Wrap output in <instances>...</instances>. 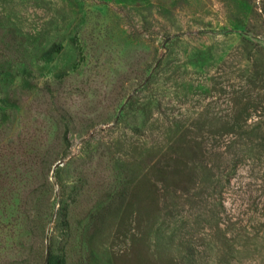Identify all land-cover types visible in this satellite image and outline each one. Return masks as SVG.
Returning <instances> with one entry per match:
<instances>
[{"label":"rangeland","instance_id":"1","mask_svg":"<svg viewBox=\"0 0 264 264\" xmlns=\"http://www.w3.org/2000/svg\"><path fill=\"white\" fill-rule=\"evenodd\" d=\"M46 250L264 264V0H0V264Z\"/></svg>","mask_w":264,"mask_h":264},{"label":"trees","instance_id":"2","mask_svg":"<svg viewBox=\"0 0 264 264\" xmlns=\"http://www.w3.org/2000/svg\"><path fill=\"white\" fill-rule=\"evenodd\" d=\"M53 262H54V257L50 256L48 251V257L44 263L53 264Z\"/></svg>","mask_w":264,"mask_h":264},{"label":"water","instance_id":"3","mask_svg":"<svg viewBox=\"0 0 264 264\" xmlns=\"http://www.w3.org/2000/svg\"><path fill=\"white\" fill-rule=\"evenodd\" d=\"M146 80H147V79H146ZM146 80H145V81H146ZM128 98H129V97H128ZM61 163H62L61 161L58 162V163H56L55 166H54V168L59 167V166L61 165ZM47 257H48V250H46L45 261H46ZM45 261H44V262H45Z\"/></svg>","mask_w":264,"mask_h":264}]
</instances>
